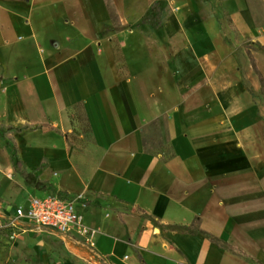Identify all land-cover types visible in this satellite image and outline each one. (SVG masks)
<instances>
[{
	"label": "crops",
	"instance_id": "1",
	"mask_svg": "<svg viewBox=\"0 0 264 264\" xmlns=\"http://www.w3.org/2000/svg\"><path fill=\"white\" fill-rule=\"evenodd\" d=\"M171 1L188 12L189 32L180 35L174 12L155 39L133 25L151 0L137 20L124 5L118 30L106 0L1 1L0 51L15 68L0 74V126H43L10 132L17 157L39 176L36 187L84 195L101 256L264 264L263 83L224 19L228 12L238 37L264 49L254 6L264 10V0ZM77 103L89 143L71 117ZM194 223L206 234L178 229Z\"/></svg>",
	"mask_w": 264,
	"mask_h": 264
},
{
	"label": "rangeland",
	"instance_id": "2",
	"mask_svg": "<svg viewBox=\"0 0 264 264\" xmlns=\"http://www.w3.org/2000/svg\"><path fill=\"white\" fill-rule=\"evenodd\" d=\"M1 1L4 0H0V3ZM149 1L132 0L126 3L121 1L116 3L114 0H106L109 13H111L110 27L114 30L119 29L121 25V15L119 12L120 10L123 11L124 5H126L128 14L131 15V20H137ZM153 1L151 0V3ZM159 3L162 19L160 26H158L160 19L156 17L158 12H150V8L147 14L139 21H134L133 25L142 28L147 36L155 39L154 34L160 32L164 27V22L176 12L175 20H179L181 23L180 26H182L180 35L183 36L185 32L188 33L190 27L188 24L191 20L188 12L182 8L176 11L173 8L175 4H172L171 0H159ZM254 6L264 15V10L257 1H255ZM212 7L213 13L216 15L217 12L215 11L214 5ZM213 13L211 12L209 14L210 18L213 16ZM216 17L218 18L217 15ZM224 19L233 31L235 39H237V47L248 58L246 59V64L255 68L257 75L260 76V80L263 83L261 93L264 99V56H261L259 53V51L264 53V49L260 45L256 48L252 42H247L238 37L239 29L234 24L228 12L225 14ZM169 26L172 28L171 22ZM169 37L172 38V35ZM5 54L4 51H0V59L3 60V63L0 64V74H3V72H12L15 68L12 66L9 57ZM261 57L262 62H259ZM124 89L126 90V86H124ZM126 100L131 109H133L132 100L127 91ZM72 115L78 117L76 122H78V125L86 133L82 141L89 143L91 136L89 132L85 131L87 120L86 116H84L83 109L81 107L75 109ZM10 132L12 131L7 130L5 124L0 126V264H121L120 260H110L107 257L101 256L96 248L97 243L92 245L87 239V236L76 231L60 233L52 229L35 230L33 226L25 224L20 229L12 225L14 212L21 204L25 205L35 194H42L45 189H49L42 185L36 187L37 183L34 186H28L23 177L9 169L11 162L6 153L9 152L11 157V152L15 147L12 137L9 135ZM158 135L157 126L152 123L148 127L147 136L149 137V143L153 147L158 146ZM81 203L84 206L86 202L82 201ZM178 229L181 231L198 232L199 226ZM14 233L15 236L13 235Z\"/></svg>",
	"mask_w": 264,
	"mask_h": 264
},
{
	"label": "built area",
	"instance_id": "3",
	"mask_svg": "<svg viewBox=\"0 0 264 264\" xmlns=\"http://www.w3.org/2000/svg\"><path fill=\"white\" fill-rule=\"evenodd\" d=\"M83 194L63 198L57 192L45 190L35 194L25 205L14 212L12 225L20 229L22 225L33 226V229H49L60 233L76 231L87 236L92 245L97 243L98 230L86 223L81 210ZM15 236V233L13 234Z\"/></svg>",
	"mask_w": 264,
	"mask_h": 264
},
{
	"label": "trees",
	"instance_id": "4",
	"mask_svg": "<svg viewBox=\"0 0 264 264\" xmlns=\"http://www.w3.org/2000/svg\"><path fill=\"white\" fill-rule=\"evenodd\" d=\"M158 12L157 13V16L160 20H159V23H158V26H160L162 24V19H161V12H160V3L158 0H155L151 7H150V12ZM3 81V77H0V83ZM83 108V104L82 103H77V105L74 106V110L77 109V108ZM71 117L73 120H77L78 117H76L75 115H72L71 114ZM87 120V127L85 129L86 132H91V129H90V125L88 123V119L86 118ZM43 126L42 125H39V126H31V125H26V126H22V127H19V128H14L13 126L11 125H8L7 126V130H10V131H14L16 133H19L20 131H23L25 129H29V130H34V129H42ZM12 140L14 142V138L12 137ZM11 160L13 162V166H14V170L15 172L24 178V181L25 183L28 185V186H34L36 181L39 179V176H37L36 174H34V172H31L29 171L25 166H24V163L17 157V148L14 147L13 151L11 152ZM49 189H51L52 191H55L57 192L59 195H61L63 198L65 197H69L68 194L66 192H62V191H58L55 189V187H53L52 185L49 186ZM193 226H196V223L193 224ZM200 232L206 234V231L205 230H202V229H199ZM210 241L211 242H215L217 245H220L221 247H224V248H227L229 249L231 252H233L234 254L238 255L239 257H247V254H245L243 251L241 252L240 250H238L237 248L233 247L231 244H228V243H225L221 240H219L218 238L216 237H210ZM139 259L140 261L144 262L143 261V257L141 255H139Z\"/></svg>",
	"mask_w": 264,
	"mask_h": 264
}]
</instances>
